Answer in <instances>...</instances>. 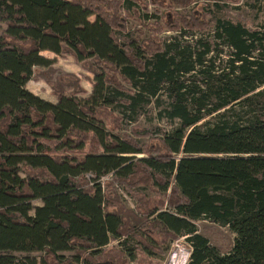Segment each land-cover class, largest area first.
<instances>
[{
	"label": "flooded vegetation",
	"instance_id": "obj_1",
	"mask_svg": "<svg viewBox=\"0 0 264 264\" xmlns=\"http://www.w3.org/2000/svg\"><path fill=\"white\" fill-rule=\"evenodd\" d=\"M201 24L198 28L189 27L192 33L189 35L188 45L181 38H174V43L163 42L160 48L140 41H130L120 46L111 36L121 55L118 52L104 60L113 69L108 77L105 73L100 74V81L95 83L91 98L95 101V106H92L90 125L95 130L93 132L98 144L106 145L102 146L106 152L102 156H108L118 163L113 169L122 167L123 175L128 176L133 173L135 162L139 163L143 171H149L158 198L153 201L139 198L138 207L133 208L134 215L122 214L117 209L105 211L104 201L99 199L98 208L95 209L103 222L99 227L102 228L101 231L91 230L86 235L78 232L76 237L66 236L67 242L60 249L55 241L50 242L52 245H46L43 249L53 258L62 261L65 258L58 253L74 248L80 251L91 249L90 254L96 255L100 252L99 249L113 239L119 240V246L113 247L115 251L111 249V252L122 257H126L127 253H134L127 246L128 239H134L143 252L152 255L159 252L156 245L166 247L169 241L179 236L192 249L191 245L194 243L191 236L192 233L196 234L192 223L207 214H198L197 211L192 214L190 205L193 193H189V190L200 186L201 182L202 186H208L204 196L223 202L228 196L235 195L236 204L232 201L229 207L236 205L237 208L240 191L238 189L234 192L230 186H249L251 190L250 194L246 192V205L249 199L251 211L254 208L257 214L256 192L252 187L257 188L253 180L259 179V168H253L248 173L246 184H236L233 180L229 183L224 176L233 162L238 167H233V170H239L240 174V168L249 162L264 166V32L218 20L213 25L215 31L208 38L203 34L195 36L194 32L208 29L204 17ZM223 48L227 49L225 55ZM119 55L124 57L125 67L119 65ZM145 57H148L146 62ZM117 75L124 77L132 90L115 86L113 76ZM104 84L115 87L117 94L122 97V102L117 105H120L124 113H131V122L136 121L146 109H153L158 126L153 132L146 128L141 130L149 139V142L146 141V148L138 147L129 138L117 141L115 136L101 127L102 120L96 117V109L105 106L111 113L116 109L114 101L109 97L105 96L106 100L103 101ZM80 121L84 125L82 118ZM163 121L168 123L169 128L159 127ZM71 135L65 136V140L69 138L72 141ZM151 152L155 155L150 154ZM215 164H218L217 168L212 167ZM260 168L264 170L263 167ZM233 170L231 173H234ZM218 173L217 183L204 185ZM156 176L161 178L158 180ZM171 179L173 186H170ZM76 190L83 189L71 186L70 191ZM239 212L241 214L243 209L239 208ZM214 215L220 219L229 217L221 212ZM238 216L234 210L233 217ZM97 217L96 215L91 219L92 228H96L94 223ZM228 226L232 233L236 232L237 243L234 250L231 248L225 254L226 257L231 256L233 251L236 253L240 238L237 226L234 227L233 223ZM70 238L72 241H68ZM196 238L199 239L197 236ZM156 239L163 241L157 242ZM206 249L210 251L208 248L204 250ZM212 251L217 258H225L216 249L213 248ZM74 257L75 260L83 259L81 253ZM206 260L203 264H211L209 253L206 254ZM44 262L47 264L45 260ZM182 263L190 264L189 256L187 262ZM83 264L130 262L85 261Z\"/></svg>",
	"mask_w": 264,
	"mask_h": 264
},
{
	"label": "rangeland",
	"instance_id": "obj_2",
	"mask_svg": "<svg viewBox=\"0 0 264 264\" xmlns=\"http://www.w3.org/2000/svg\"><path fill=\"white\" fill-rule=\"evenodd\" d=\"M115 2L118 6L115 17L119 16L122 21L118 20L121 24L119 27L113 26L111 35L120 46L130 41H140L147 42L149 46L153 44L160 48L163 42L174 43V38H181L183 43L188 45L189 35L192 32L189 31V28L187 29L183 26L182 19L179 18L183 16H189V18L197 17L200 23L204 17L208 29L203 32H194L195 36L203 34L204 37L207 36L208 38L209 34L215 31L213 25L218 20L238 23L249 30L264 32V0H192L186 6H180L173 0L165 1L169 2L171 6L155 5L152 0H115ZM102 8L105 11L107 10L105 6H102ZM89 10L91 12L85 10L79 12L80 10L78 11V9L72 11V14L79 12L76 14V18L72 20L73 24H71L73 25L71 28L78 35L80 29L82 30L85 25L91 26L96 22H101L96 17V11L94 9ZM72 14L70 13L71 16ZM194 27L198 28L196 25ZM5 30L6 25L0 21V35ZM48 44L50 43L46 45ZM51 45L53 49L41 51L40 56L44 61L40 65L32 67V75L25 88L36 98L51 107L57 104L60 97H72L77 101H81L87 113L86 116L82 117L85 132L74 130L71 135L72 141L65 140V136L61 137L62 139L57 137L36 139L37 145L33 146L31 155H27L25 159L20 158L18 174L35 186L47 183L58 186L54 190L52 197H57L58 194H65L68 191L73 193L61 186H79L84 192H88L87 197L102 198L105 211L117 209L122 214L134 215L133 208L138 207L139 198L152 201L158 198L155 192L157 189L152 185L149 171H143V167L139 163L135 162L133 173L128 176L123 175L122 167H118L116 170L110 168L111 170L104 171L100 169L93 171L87 168L82 169L79 165L73 169L69 167V165L80 164L91 154L102 155L106 153L103 148L105 143L102 144L103 147L98 144L97 137L94 134L95 130L90 125L92 106H95V101L91 98L96 81H100V74L105 73L108 77L113 68L108 67L104 63L103 58L92 54L89 44L82 43L81 45L79 40H73L69 34H60L57 40L51 42ZM223 51L224 55L227 54L226 48H223ZM143 52L145 53V51ZM144 60L146 62L148 57H145ZM113 79L115 86L128 91L132 90L121 75L113 76ZM103 87L105 89L103 101L106 100L105 96L109 97L114 101L116 109H114V113H111L105 106L96 109V117L102 120L101 127L109 134H112V136H115L117 141L129 138L138 147L146 148V141L149 139L147 140L148 136H144L141 130L146 128L153 132L152 130L158 126L154 119L153 109H146V112L138 117L136 121L131 122V113L129 111L124 113L120 105H117L118 102H122V97L117 94L115 87L106 86V84ZM38 108V110H43V107L39 106ZM49 113L59 119L56 109L49 111ZM36 117L38 116L36 115ZM94 124L98 127L100 126L99 124ZM53 127L55 128L56 126L53 125ZM159 127L164 129L169 128V125L163 121ZM150 154L155 155L152 152ZM108 164H111V160ZM159 177L156 176L155 178L159 180ZM170 182V186H173L172 179ZM143 194L144 196H142ZM34 195L33 197L37 196V198L28 202V213L31 216L38 213L40 211L39 208L47 200L41 199L39 197L41 196L40 193ZM52 197L48 195L50 205H52ZM194 209L199 210V208ZM210 209L213 212L216 210V206L214 205V208ZM49 210L51 211V208ZM212 212H205L207 214L206 217L203 214L193 221L195 235L199 239L193 240L192 249H190V246L188 247L185 239L179 236L169 241L166 247H157L156 245L155 248L159 252L154 255L143 252L141 246L134 239H128L127 246L133 249L135 254L129 255L127 253L126 257H122L118 253H113L115 249L112 248L119 246V240L113 239L108 245L99 249L100 252L96 255L90 254L91 249L80 251L74 248L59 252L58 254L65 258L62 261L53 258L43 248L30 253L18 252L14 256L18 260L23 256L34 258L35 264H45L44 260L47 264H83L85 261L104 263L130 262V264H183L182 262H187L189 256L190 264H203L205 261L201 260V256L205 248L210 250L214 248L225 256L231 248L234 250V246L237 243V240H235L236 232L232 233L228 225L233 223L234 227H236L238 218L225 217L220 219L214 216ZM249 225L250 222L248 221L241 223L242 230L244 231ZM85 231L87 230L81 232ZM70 240L72 241L71 238L68 239V241ZM159 241H163V239L157 240V242ZM251 242V240H247L244 243L240 241L236 253L233 251L230 257L225 256V258L232 257V261L238 263L239 258L242 261L243 254L251 257V254L246 249L247 246H251ZM111 249L113 252H111ZM80 253L83 259L75 260V254ZM209 253L212 254L211 252Z\"/></svg>",
	"mask_w": 264,
	"mask_h": 264
},
{
	"label": "trees",
	"instance_id": "obj_3",
	"mask_svg": "<svg viewBox=\"0 0 264 264\" xmlns=\"http://www.w3.org/2000/svg\"><path fill=\"white\" fill-rule=\"evenodd\" d=\"M152 1L155 5L171 6L169 2H165L166 0ZM173 1L180 6H186L192 0ZM102 6H105L108 12ZM117 7L115 0H0V21L6 25V30L0 35V264H35L34 260L28 256L18 260L14 254L40 250L46 245H52L49 244L52 241H55V245L60 249L67 242L66 236L76 237L79 235L77 233L83 230H87L81 232L82 235H86L91 230L100 232L102 229L99 227L103 222L95 209L98 208L97 201L101 198H89L87 192L83 190L70 193L68 190H71V186H61L69 193L52 197L58 186H53L51 183L37 186L30 184L19 176L18 164L21 159L31 155L38 138L67 137L74 130L85 132L80 118L87 113L81 101L72 97H60L57 104L51 107L25 88L32 75V67L44 61L39 53L45 49H53L51 42L64 33L69 34L73 40H79L81 45L89 44L91 53L103 58V61L111 58L113 54L117 55L118 52L120 54V49L111 38L113 26L119 27L121 24L118 20L122 21L119 16L115 17ZM77 9L80 10L79 12L94 9L96 17L101 22L91 26L85 25L78 35L71 28L72 20L79 13L77 11L72 14V11ZM179 18L187 29L202 25L194 16ZM47 43L50 44L46 45ZM119 57V65L125 67L123 57L120 55ZM39 106L43 107V110H38ZM55 109L59 119L49 113ZM53 125L56 127L54 128ZM103 146L106 145L103 144ZM110 160L111 164H108ZM235 163L230 164L231 168L224 176L229 183L233 180L236 184H246L248 173L253 168H259L260 177L258 180H253L257 184V190L252 187V190L256 192L254 196L257 200V214L254 208L251 211L249 199L246 205L245 195L246 192L250 194L249 190H251L249 186H230L234 192L238 189L240 191L239 208L243 209L240 214L236 205L229 207L232 201L236 204L235 195L228 196L223 202L211 200L204 196L205 188L208 186H202V182L200 186L189 190V193H193L190 211L192 214L196 211L198 214L211 213L210 208H214L215 205L216 210L212 212L213 215L221 212L233 217L236 210L239 214L237 228L240 231L238 245L240 241L244 243L251 240V246L246 247L251 257L243 254L242 261L239 258V262L234 263L232 257L217 258L212 253V249L210 250L212 254L206 249L203 251L201 260L207 262L206 254L209 253L211 264H264V175H261V173L264 174V170L260 168L264 166L261 163L249 162L240 168V174L239 170H233V167H237ZM77 165L82 169L104 171L113 169L118 163L108 156L89 155L80 164L69 165V167L73 169ZM212 167L217 168L218 164ZM232 170L234 173H231ZM219 174L204 185L217 183ZM246 188L248 190H245ZM39 193L41 194L39 197L44 201L47 199V202L45 201L39 208L38 213L31 216L28 213V202L37 198L35 195ZM48 195L52 197L54 207L50 205ZM96 215L98 216L94 223L96 228H92L91 219ZM246 221L250 222V225L243 231L241 223ZM191 237L196 241L194 233Z\"/></svg>",
	"mask_w": 264,
	"mask_h": 264
},
{
	"label": "crops",
	"instance_id": "obj_4",
	"mask_svg": "<svg viewBox=\"0 0 264 264\" xmlns=\"http://www.w3.org/2000/svg\"><path fill=\"white\" fill-rule=\"evenodd\" d=\"M39 55H41V52L39 53Z\"/></svg>",
	"mask_w": 264,
	"mask_h": 264
}]
</instances>
